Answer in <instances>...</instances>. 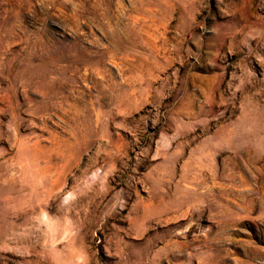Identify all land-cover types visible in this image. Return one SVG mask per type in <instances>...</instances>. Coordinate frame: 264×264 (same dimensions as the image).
I'll list each match as a JSON object with an SVG mask.
<instances>
[{
  "label": "rangeland",
  "instance_id": "1",
  "mask_svg": "<svg viewBox=\"0 0 264 264\" xmlns=\"http://www.w3.org/2000/svg\"><path fill=\"white\" fill-rule=\"evenodd\" d=\"M0 264H264V0H0Z\"/></svg>",
  "mask_w": 264,
  "mask_h": 264
}]
</instances>
